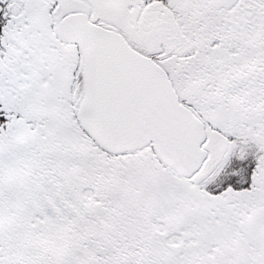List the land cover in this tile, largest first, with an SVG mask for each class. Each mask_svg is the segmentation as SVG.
<instances>
[{
	"label": "snow or ice",
	"instance_id": "snow-or-ice-1",
	"mask_svg": "<svg viewBox=\"0 0 264 264\" xmlns=\"http://www.w3.org/2000/svg\"><path fill=\"white\" fill-rule=\"evenodd\" d=\"M0 264H264V0H0Z\"/></svg>",
	"mask_w": 264,
	"mask_h": 264
}]
</instances>
